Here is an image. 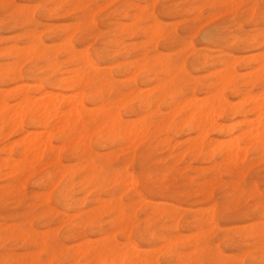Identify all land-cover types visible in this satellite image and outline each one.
<instances>
[{
    "label": "bare ground",
    "instance_id": "1",
    "mask_svg": "<svg viewBox=\"0 0 264 264\" xmlns=\"http://www.w3.org/2000/svg\"><path fill=\"white\" fill-rule=\"evenodd\" d=\"M48 1L65 7V10H61L63 14H70L72 17V24L62 27L61 31H58L59 33L54 32L53 26L47 27L48 46L42 44L37 38L39 34L36 33V30L27 28L30 24H34L35 19L33 20L32 15L28 12L21 13L23 8L13 9L10 22L7 24L3 19H0V29L2 30H23L16 36V40L22 39V48L17 49L15 46H11L4 50V57H7L10 63L0 65V86H12L7 92L0 89V136L4 135L6 139L14 136L19 137L18 140L9 143L8 146H4L0 150L3 154H11L6 159L0 158V178L9 181L5 187L0 189V207L4 201L2 194L8 195L18 204L24 196L23 184L26 178L40 175L43 179L52 181L54 184H57L56 180L58 179L63 182L55 198L56 203L71 210L73 198L69 196L68 190L72 191L75 186L79 185L85 192L87 189H92L96 193L102 192L109 186L111 189L106 193L107 199H103L104 201L94 199L92 201L94 206H88V210H84V213L76 210L74 215L64 217L65 220L63 218L67 223L65 240L75 242L72 244L74 246L66 248L65 244L66 247L59 243L51 244L50 234H43L40 238L41 243L38 244L40 252L37 250L36 254L31 252L16 256L8 251L2 258V264H26V259L31 261L30 264H42L43 262H39V253L45 254L49 258L47 264H73L70 262L72 258H74V264H80L79 261H83V264H156L151 261L154 258L151 260L146 259L147 257L139 258L137 248L131 244L129 235L132 233L135 217L130 212L133 209L135 211L136 208L143 211L144 222L148 228L157 227L164 221L175 229L180 209L167 203H153L154 205L150 204L149 206L151 213H147L145 211L148 210L146 208L147 201L136 191L135 177L132 174H127L125 168L122 170L123 172L114 169V158L120 153L123 154L127 163L138 162V177L142 189L147 194L159 197H176L179 200L201 196L204 200L209 201L211 199L210 186L216 181L219 182L218 174H220L221 166H229L230 175L236 176L241 173L235 169V164L240 162L239 165H241L245 162L249 147L254 149L258 159L264 160V51L255 55V58L251 60L257 62V67L254 71L252 70L253 73L250 69L249 74L252 75L246 81H237L236 74L239 76L241 74L240 77H242V73H236L233 70L232 65L236 61L234 64L232 62V65L227 64L224 73L221 69L222 71H219L212 82L192 79L183 73L180 65L175 64L180 59L181 51L178 50V46L174 47L171 31L162 28L161 23L150 13H147L145 5L147 0H138V3L135 0H109L110 3L118 4L113 13L102 20V25H107L106 22L112 15L116 18L113 22V39L109 41H105V34L99 32L95 26L94 17L98 7L96 10L90 9L94 5V0ZM151 1L153 4L157 0ZM204 1L210 3L211 0ZM109 2H105L104 5ZM139 2H142L143 5ZM201 2L202 0H183L176 13L178 16L189 14L191 16L190 23H195L201 17L199 12ZM253 2L255 3V0ZM151 3L150 5H152ZM225 4L236 9L240 3L233 5V2L228 1V4ZM104 5L102 6L105 7ZM0 6H5L8 9L15 7L13 0H0ZM211 8V20H213L218 13L216 7L211 5ZM251 9L253 10H250V15H254L255 10ZM231 10L228 9L226 13ZM30 13L32 14V12ZM160 13L167 15L169 11L164 5H161ZM206 15L209 16V14ZM42 16L57 17L59 13L50 7L42 10ZM191 30L190 27L187 31L191 32ZM116 35L119 38L126 37L128 39L142 37L149 43L163 40L173 48V53L170 55H149L146 52L142 54L135 52L134 44L129 46L133 52L130 62L127 64L128 70L131 72V77H129L133 82L134 76H138L144 84L151 78L155 84L149 89L146 88L145 91L141 89V91L136 88L125 90L116 88L112 78L91 63L84 50H76L72 44L74 41L83 47L87 38L92 37L103 41L96 50L92 49L95 51V56L99 57L104 53L115 55L117 51L109 52L107 48L115 49L122 46L119 38H115ZM258 36L260 41H256L258 42L256 46L263 47L264 50V31ZM210 37L211 35H207L208 39H211ZM234 40L239 44L243 43L241 45H246L255 39L250 37L247 40H242L240 37H235ZM249 45L254 47L252 44ZM189 47V45L186 46V49ZM58 51H62L65 56L63 61H60L56 56ZM186 56L188 55L186 54ZM101 58L99 59L104 60ZM115 58V56H111L110 63L116 62ZM198 59L196 58L197 61ZM39 62L42 64L45 62L42 68L52 75V78L46 81L50 86L49 90L41 85L36 86L37 82L41 83V79L36 74L39 70ZM59 62H64L67 65L66 77H62L59 73ZM24 64L29 65V68L24 71L23 75L20 67ZM203 72L205 71L203 70ZM244 74L246 75V72ZM23 78L29 80L33 85L36 83L35 91L39 97L31 96L30 85H19ZM224 91H229L232 94L236 99L235 103L224 98ZM197 92H204L203 98L196 97ZM161 109L165 113H162ZM121 113L135 119L123 120ZM234 119L237 121L234 122ZM225 120L230 121L229 124H223ZM183 133H191L193 136L185 142L187 144L185 148H180L176 146L175 142L178 140L174 141V137ZM209 133L223 135L227 140H222L223 146L215 141L216 145H221H214L216 150H206L204 146L206 142L208 144ZM52 139L57 140L59 145H53ZM224 142H227V146H224ZM93 145L97 150H106L107 153L98 154L92 148ZM139 148H144V151L137 156ZM155 148L160 152L168 151V161L175 164L185 162L186 158L194 160L195 163H208L210 166L207 171L211 172V175L204 176L196 189L188 188V192L185 193L174 192L170 185L165 183V180L158 182L152 180V173L146 163ZM116 149L118 153L115 152ZM175 151H177L176 154ZM62 156L69 162L68 165L62 164ZM162 160H159L158 156L154 163L156 161L161 163ZM163 165L165 164L163 163ZM163 168L162 166L160 170L161 175L175 171L174 165ZM186 168L192 170L190 165ZM67 173L68 178L65 179L64 176ZM191 185L192 183L189 184V186ZM193 185L195 184L193 183ZM230 190L236 196H242L244 193V195L252 196L255 193L252 188L243 193L237 184H232ZM47 192L46 195L35 194L36 199L43 204V209L37 215L41 220L52 217L54 214V211L47 205ZM123 193L129 195L127 205H123L121 200L117 199V196ZM78 202L79 205H86V199H81L76 203ZM21 206L26 210L32 209L31 205L22 204ZM210 209L216 210L215 205L213 204ZM262 211L264 212V206ZM2 214L0 213V221L5 218ZM207 215L209 218L203 216L193 222L199 237L202 235L203 227L209 229L212 225L210 213L208 212ZM102 216L111 218L110 221L108 220V229L102 228ZM31 229L29 230L31 231ZM87 231L97 239L95 241H91L94 239L88 240L85 236ZM114 232L125 242L117 241L113 236ZM253 236L259 237L264 246V230L255 231L250 238ZM179 237L178 242L182 241V243H184L183 239L187 238L184 236L180 241ZM2 240L18 242L28 249L33 248V251L37 247L29 234L23 233L21 229L13 225L5 229V234L0 237V241ZM161 242L163 251L165 250L168 254L178 258L180 254L177 250L174 254L170 252L171 248L178 245V242L169 238H164ZM196 243L194 242V245ZM195 250L197 253L200 252L199 249ZM160 253L157 251L155 258Z\"/></svg>",
    "mask_w": 264,
    "mask_h": 264
},
{
    "label": "rangeland",
    "instance_id": "2",
    "mask_svg": "<svg viewBox=\"0 0 264 264\" xmlns=\"http://www.w3.org/2000/svg\"><path fill=\"white\" fill-rule=\"evenodd\" d=\"M107 1L109 2V0H94V5L90 8L96 10V7H98L97 8L98 11H96V15L94 17L95 26L99 32L105 34V38H104L105 41H109L113 39L112 36L114 34L113 22L115 21L114 19L116 18H114V16L112 15V17H110L109 20L106 22L107 25H102V20L104 18H107L108 15H111L118 5L117 3H110V2L104 5V3ZM135 1L137 2L138 0ZM182 1L183 0H157L155 3L152 4L151 0H147L145 4L147 13L148 14L150 13L154 18H156L157 21L161 23L162 28L171 31L173 35L172 42L174 43V47L178 46L179 47L178 50L181 51L180 59L177 62H175V64L178 66L180 65V67H182L181 69L183 70V73L188 78L200 79L201 81L212 82L217 77L219 71L221 72L223 70L224 73L225 66L229 63H230L229 65H232L236 61L237 63L235 62V64L232 65L233 70L236 73H242V77H240L241 74L239 76V74L235 73L237 76V81L240 82V80L242 81L248 80L249 77L252 75V74L250 75L249 73L252 70L254 71L257 67L256 65L257 62H252L251 60L255 58V55L257 56L264 51L263 47L256 46V44L260 41L258 35H260L264 31V0H255V3L253 2V0L250 1L228 0L229 2L230 1L233 2V5H237L240 3L239 7L237 6L236 9H234L235 8L234 6H233L234 8L230 7L231 5L227 6L225 4V3L228 4L227 0H211L210 3H207L206 1L202 0L200 4L201 6L199 5L200 6L199 12L201 14V17L195 23H190L189 20H191V16L189 14H184L181 16L177 15L176 11L180 9V5L182 4ZM13 3L15 7H12L10 9L6 8L5 6H0V19H3L5 21L4 23L7 24L10 22V15L13 14L12 13L13 9L20 7L23 8L21 13L24 14L28 12L30 15H32L33 20L35 19L36 21V22L34 21V24H30L27 28L30 30H36V33L39 34L37 35V38H39L41 43L44 45L47 46L49 45L47 38V27L53 26L54 32L59 33L58 31H61L62 27L72 24L71 15L70 14L64 15L62 12L66 8L50 3L48 0H13ZM150 3L152 5H150ZM139 4L143 5L142 2H139ZM102 5H104L105 7H103ZM161 5H164L168 9L169 14L162 15L160 13ZM211 5L217 8V13H218L217 17L213 18V20H211L212 16L210 13L212 9ZM50 7L54 9L56 13H59V16L43 17L42 10H46ZM251 8H254L255 10L254 15H250V10H253ZM228 9H232V10L226 13ZM30 12H32V14ZM221 12L222 13L224 12L225 14L224 13L222 14ZM206 14H209V16ZM207 16L209 19L208 18L206 19ZM190 27L192 30L191 32H188L187 30ZM261 28L263 29V31ZM22 31H23L22 29H18L17 31L0 29V65L1 66L10 63L8 62V58L4 57V50L8 49L11 46H15L17 49L22 48L23 46L22 39L16 40V36L19 35ZM207 35H211L210 37L211 39H208ZM235 37H240L242 40L244 39L247 40L250 37L251 38L254 37L255 40L251 41L250 43H246V45H241L243 43L240 44L237 43V41L234 40ZM115 38H119V36L116 35ZM118 40L120 43H122V46L120 48H115V49L107 48L109 52H112L114 50L117 51L115 55L113 54L107 55L104 53L102 55H99V57L95 56L94 50H96V48L99 47L100 44H102L103 41L101 40H96L93 39L92 37H89L84 42L83 47H80L74 41H72V44L76 50H84L88 60L91 63L95 64V66L98 69L104 71L105 74L111 77L113 80V84L116 88L122 90H125L127 88H133V89L136 88L145 91L146 88L149 89L150 87H152L155 84V82L152 81L151 78L149 79L148 82H145V84L143 83V80H141V78L138 76H134L133 82H132V78L130 79L131 72L128 70L127 64L128 62H130L133 52L131 47L129 46L134 44L136 49L135 52H137L138 54H142L146 52L149 55H153V54L170 55L173 53L172 50L173 48L169 47L163 40H156L155 43L154 42L149 43L147 39L145 40V38L142 37H136L135 39H128L126 37H121ZM249 44L254 45V47H250ZM188 45L190 47L186 49V46ZM247 45H249L248 48H246ZM186 54L188 56L185 57ZM56 56L60 61H63L65 58V56H63L62 51L60 52L58 51ZM111 56L116 57L115 60L117 63L116 62L110 63L109 59ZM99 58L101 59L104 58V60H100ZM196 58H199L198 61L196 60ZM105 59L107 60V62ZM41 64L42 62H39V70L36 72V74L41 79V83L37 82V85L36 83L33 85L29 80L23 78L22 82L19 84L24 86L30 85L29 86L30 94L31 96H34L36 98L39 96L38 93L35 91L36 90L35 85L36 86L41 85L45 87L47 90H49L50 86L49 84L46 83V81L52 78L51 73L48 71L47 72L44 71V69L42 68L45 62L42 65ZM59 64H60L59 65L60 75L62 77H66L67 65L64 64V62H59ZM27 68H29V65L27 64H24L23 66L20 67V71L23 75H24V71H26ZM116 70H118L119 72ZM203 70L205 72H203ZM253 71L251 73H253ZM244 72H246L247 76L244 74ZM118 79L120 80L118 81ZM11 87H12L11 85H4V86H0V89L1 91L5 92L6 90L7 92L11 89ZM202 96H204V92L196 93V97L203 98ZM223 96L227 101L231 103L232 102L235 103L236 101V99L232 96V94L229 91H224ZM109 97L111 98V96ZM161 111L162 113L163 112L165 113L163 109H161ZM122 114L123 113H121V116ZM122 118L123 120L126 119V121H128L129 119L130 120L135 119L132 117L125 116L124 114ZM235 120L237 121V119H234V122ZM229 122L228 120L227 121L225 120L223 124L226 123L229 124ZM192 136L193 134L191 133H183L176 135L174 137V141L178 140L177 142H175L177 144L176 146L180 148H185V146L187 145L185 142L188 139H190ZM0 137H1L0 150L4 146L5 147L8 146L9 143L15 142L19 138L18 136H14L9 139H6L4 135H1ZM208 139L210 141L208 140V144L206 142L204 146L206 150L207 149L216 150V147H213L214 145L219 146L221 144L223 146L222 140L224 141L227 140L225 136L217 133H209ZM215 141H217V143L220 144L216 145ZM52 144L59 145L58 141L55 139H52ZM224 146H227V142L226 143L224 142ZM92 148L95 150V152H98V154L100 155H104L107 153L106 150H97L95 148V145H93ZM156 149L157 148L153 150L151 157L146 163V165L149 167V171L152 173V180L155 182L165 180V183L167 185H170V187L173 189L174 192L182 191L183 193H185L188 192L189 190L188 188L196 189L197 186L202 182V178H204V176L209 177L211 175V172L207 171V169L210 166L208 163H204V162L195 163L194 160L186 158L185 162L175 164L171 161H168L167 159L169 154L168 151L165 150L163 152H160L158 151V149L157 150ZM143 151L144 148H139L137 150V156L143 153ZM115 152L118 153L117 149ZM176 152L177 151H175L174 153L176 154ZM10 156L11 154L9 153L3 154L2 152H0L1 159H6ZM63 156H62V164L66 166L69 164V162H67V160H65ZM158 156H159V160L163 159L161 162L162 164L157 161L156 163H154ZM114 159H115L114 169L122 171L125 168L127 174H132L135 177L136 191L140 193L147 201L146 208L148 210H145L147 211V213H151V210L149 209L150 204L154 205V204L167 203L168 205L171 204L172 206L175 207L177 206V208L179 207L180 209L178 213L179 217L175 229L174 227L173 228L170 227V225L164 221L159 225H157V227L148 228V226H146L144 222L143 211L136 208L135 211L133 209L130 212V214L135 217V223H134V227L131 230L132 233L129 235V240L131 244H133L137 248L139 252V258L142 259L147 257L146 259L149 260L154 258L151 261L156 262V264H240V263L264 264V246L262 245V242H260V238L257 236L255 237L253 236L250 238V236H252L255 231L264 230V212L262 211V207L264 206V160L262 158L258 159L256 157L254 153V149L252 147L248 148L245 162L241 165H239L240 162L235 164V169L241 173L237 174L236 176L230 175L228 172L230 171V167L227 165L221 166V168L219 169L220 174H218L220 183L216 181L217 185L216 183L211 184L210 186L211 199L209 201L204 200L201 196L190 197L187 199L179 200L176 197H166V196L159 197L157 195L147 194L142 189L140 179L138 177V172H139L138 162L134 161L133 163H127L125 161V157L123 156V154L120 153L117 154L116 158ZM254 162L255 164H253ZM163 163L165 165H163ZM171 165H174L175 171H173L172 173L161 175L160 170L162 166L164 167L163 169H165L166 167H170ZM188 165H190L192 170L186 168ZM244 170L245 173L243 174ZM241 175L243 176L241 177ZM41 178H42L41 175L26 178L23 184L24 196L23 198H21V201L19 202L20 204L18 203L19 205L15 203L12 198L10 199L8 195L6 196L5 194H2V198L4 199V201L2 202L3 205L0 207V213L1 214L3 213L2 215L5 218L3 221H0L1 224L0 237H2L5 234V229L8 226H12V225L17 226L19 229L22 230L23 233H27L30 235L31 238H33L37 247L33 251V248L28 249L25 246L20 245L18 242L12 243L10 241L4 242L2 240L0 241V245H1L0 264H2L3 261L2 258L7 254L8 251H11V253L16 256H21L31 252H34L36 254L35 251L37 250H38L37 252H40L39 249L40 247H38L39 246L38 244L41 243L40 238L41 235L43 234H48V235L50 234L51 244L59 243L62 244L64 247L67 246L66 248H71L72 246H74L72 244H75V242H70L68 240H65V236H66L65 226L67 225V223H65L64 217L66 216L70 217L72 216V214L74 215L76 210L84 213L88 206L90 205L94 206L92 205V201L94 199H99V200L102 199L101 201L107 199L106 193L109 192L111 189L109 186L106 189H104L102 192L96 193L92 189L89 190L87 189L85 192L84 190L81 189L79 185L75 186L74 189H72V191L68 190L69 196L73 198V200L71 201V204H73L71 210V209L63 208L58 203H56L55 198L57 196V193L60 191L63 182L58 179L56 180V182L58 181L57 184L56 183L54 184L52 183V181L49 182L47 179L45 178L41 179ZM64 178L65 179L68 178V173L65 174ZM8 182L9 181H7V179L0 178V189L5 187ZM190 183H192L191 186H189ZM193 183L195 185H193ZM232 184H237L240 190L243 191V193L246 192L247 190H250L251 188L254 190L255 193L252 194V196L244 195L245 193L242 196H236L234 192L232 193L230 190V186ZM57 187L59 188L57 189ZM46 192L48 199L47 205L54 211V214L52 217H48L45 220H41L39 217H37V215L43 209V204H41L36 199L35 194L43 193L46 195ZM119 195L117 196V199H120L123 205H127L129 203L128 200L129 195L127 193H123L120 196ZM81 199H86L85 206L79 205V202L76 203ZM22 204L31 205L32 209L26 210L24 207L21 206ZM213 204L215 205V209H216L214 211L210 209V207H213ZM256 204L258 205L256 206ZM208 208L210 211L208 210ZM208 212L210 213L212 225L209 229L203 227V232H202L203 236L201 235V237H199L197 235L196 228L193 226V222L194 220H197L203 216L209 218V216L207 215ZM108 220L110 221L111 218H108L106 216L101 217V225L103 229L109 228V225H107L109 223ZM29 229H31L32 232ZM89 234L90 233L88 231L85 233V236L88 240L94 239L91 241H95L97 239L96 236ZM182 234L184 236H187L188 239L186 237L185 239ZM190 234L193 238L190 236ZM113 236H115L117 241L125 242L123 239H121L116 235V232L113 233ZM178 237L180 241L184 238L183 239L184 243H182V241L178 242ZM164 238H169L170 240L173 239V241H175L176 243L178 242L177 243L178 245L175 248H171L170 251L172 254H174L175 250H177L178 254H180L178 258H175L173 255H170L165 250L163 251L161 249V246L163 244L161 240ZM194 242L197 243L194 245ZM155 248L157 249L158 253L161 252L160 254H157L156 258L155 255L157 251ZM195 249H199L200 252L198 250L199 253H197L196 252L197 250ZM150 250L153 251L151 252ZM191 250L192 253H190ZM38 257H39V262H43L42 264L45 263L47 264L49 261V258L45 254L39 253ZM73 261L74 258H72L70 262L74 264ZM25 262L26 264L31 263L29 259H26ZM79 263L83 264V261H79Z\"/></svg>",
    "mask_w": 264,
    "mask_h": 264
}]
</instances>
